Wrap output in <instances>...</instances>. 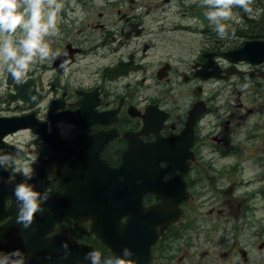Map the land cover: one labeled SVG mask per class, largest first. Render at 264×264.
Returning a JSON list of instances; mask_svg holds the SVG:
<instances>
[{
    "label": "flooded vegetation",
    "instance_id": "obj_1",
    "mask_svg": "<svg viewBox=\"0 0 264 264\" xmlns=\"http://www.w3.org/2000/svg\"><path fill=\"white\" fill-rule=\"evenodd\" d=\"M60 2L59 46H49L48 59H35L24 85L8 81L7 65L0 73V118L34 114L51 132L53 127L59 128L68 151L73 152L67 163L88 149L90 159L107 160L115 168L130 148L129 137L135 140L136 157L141 145L150 147L152 143L168 150L169 156L192 153L187 177L191 198L183 206L184 215L152 246L150 264H264V241L258 256L249 246L251 239L264 236V215H255L256 204L264 203V99L252 100L264 97V0H253L251 14L233 8L232 18L224 22L230 26L229 35L223 39L204 18L203 0ZM22 37L18 28L13 42ZM40 63L44 65L40 67ZM48 80L55 83L45 86ZM243 83L248 87L241 90ZM23 93L32 103L9 104L12 96ZM55 107L59 113H78L75 119L81 126L92 124L88 134L64 120L58 123L60 127L53 125L49 113ZM193 113L197 118L189 127ZM103 133L111 139L95 137ZM22 134L27 136L26 159L34 169L38 158L53 156L52 147L31 130L8 137L0 153H11V138ZM81 134L85 144L80 142ZM203 141L220 145V160L210 161L212 153L204 150ZM232 153L237 156L235 164L230 173L224 172L229 173L222 177L224 183L216 184L226 199H199L208 187L198 192L196 185ZM5 170L0 171V253L19 251L26 264H80V255L72 251L74 245L92 247L104 259L113 256L91 231L92 226L101 228L94 220L107 216V210L95 211L94 219L83 225L64 216L61 206L75 202L77 196L75 192L74 199L65 194L67 185L58 178L67 170L64 166L47 177L46 187L34 185L37 192H49L47 201L61 200L48 205L47 216L36 214L26 230L16 222L17 204L6 213L15 198V186L21 180L32 185L33 179L25 181L11 167ZM36 174L34 171V177ZM143 203L149 207L159 202L148 196ZM208 204L219 205L215 216L214 210L203 216L189 215ZM241 227L250 235L240 231ZM225 239L233 241L223 243ZM65 242L71 255L61 259ZM194 255L200 259L195 260ZM135 262L139 264L138 257Z\"/></svg>",
    "mask_w": 264,
    "mask_h": 264
},
{
    "label": "water",
    "instance_id": "obj_2",
    "mask_svg": "<svg viewBox=\"0 0 264 264\" xmlns=\"http://www.w3.org/2000/svg\"><path fill=\"white\" fill-rule=\"evenodd\" d=\"M19 92L22 90L20 89ZM22 100L26 101V97H22ZM52 112L51 108V114ZM193 115L195 116L194 113ZM63 117L68 123L78 124L75 119L78 118V113H66ZM29 118L1 119L0 131L5 133H1L0 138L6 135V131L13 133L23 128H32L34 133L43 135L42 126L44 124L35 123ZM85 129L88 132V128L85 127ZM58 137L56 136L54 146L61 141ZM95 137L107 139L108 134H98ZM44 138L47 140L48 137ZM50 140L52 139L50 138ZM80 140L82 144H85L83 136ZM60 143L62 148L58 149L50 160H39V174L36 183H43V187H46L48 182L44 179L51 175L55 168L66 166L67 170L59 173V177L67 185L65 194H70L73 199V192L77 196L76 203L61 206L65 210L64 216L72 218L77 225H81L94 219L95 211L107 210V216H98L94 220L96 226H101V228L96 229L92 226L91 231L95 232L101 242L110 248L113 255L123 256V249L127 248L133 253L130 259L135 261V257H138L140 264V257L143 262L146 261V256L148 261L145 264H147L150 260L151 247L157 244L159 236L180 217L182 214L180 205L190 197L186 191L187 183L185 181L189 172L190 154L171 153L170 157L164 148L150 147L145 149L148 154L144 158H141L140 154H138L140 158H137V148L131 144L129 152L134 154L136 159H133L127 152L121 167L112 169L106 161L95 157L90 159L88 156L91 150L88 152V149L79 152L73 162L66 164V160L72 155V152L68 151L66 142ZM162 163L169 164V167L163 168ZM170 170L179 172L178 176L164 180ZM147 194L155 195L161 203L148 208L144 207L142 200ZM67 198L72 200L68 196ZM60 200L59 198L53 199L42 207L46 209L50 203L53 205ZM37 215L45 217L47 213H38ZM125 217L126 222L123 223L122 219ZM72 249L74 254L80 255V264H91L90 260L84 259L89 252L93 251L91 247L74 245ZM101 258L103 259V257Z\"/></svg>",
    "mask_w": 264,
    "mask_h": 264
},
{
    "label": "clouds",
    "instance_id": "obj_3",
    "mask_svg": "<svg viewBox=\"0 0 264 264\" xmlns=\"http://www.w3.org/2000/svg\"><path fill=\"white\" fill-rule=\"evenodd\" d=\"M252 3L253 0H203V15L209 25L213 26V31L223 39L229 35L230 26L224 22L232 18L233 8L243 9L245 13L251 14ZM62 8L60 0H0V63L7 65L15 84L27 83L30 66L36 58L41 61L48 59L51 49L44 38L59 35L57 16ZM18 28L23 37L14 43L13 35ZM247 87V83L240 85L241 90ZM6 167H11L25 181L34 177L35 170L31 166H18L16 154L0 153V169ZM13 195L18 209L16 222L22 225L23 229H29L34 222V216L46 211L41 206V201H47L49 193L37 192L33 185L21 182L15 186ZM62 248L65 252L61 259H67L71 255L68 243H63ZM132 255L133 253L125 248L123 256L113 255L102 259L101 254L93 250L84 259L90 260L91 264H136L130 259ZM47 259L51 260V256ZM0 264H26V259L19 251L0 253Z\"/></svg>",
    "mask_w": 264,
    "mask_h": 264
},
{
    "label": "rangeland",
    "instance_id": "obj_4",
    "mask_svg": "<svg viewBox=\"0 0 264 264\" xmlns=\"http://www.w3.org/2000/svg\"><path fill=\"white\" fill-rule=\"evenodd\" d=\"M45 39V42H47L48 44H49V46H59V44H60V38H58L57 36H47L46 38H44ZM37 59V58H36ZM39 59V58H38ZM40 65V67L41 66H43L44 64L42 63H40L39 64ZM35 66H37V65H35ZM38 67V66H37ZM38 70V68H36V69H34L32 72H36ZM3 71V64L2 63H0V73ZM47 73H51L50 71L49 72H47ZM50 82H54L55 83V81H52V80H48V81H46L44 84H45V86H48L47 85V83H50ZM71 87H73V85L71 84ZM176 98H177V95H176ZM253 99H256L257 101H261V100H263L264 99V97H260V96H256V97H253L252 98V100ZM208 140V139H207ZM12 143H13V146H14V148L11 150V153H13V154H16L17 155V159H18V166H20V167H23V166H31L32 168H33V166H32V163L31 162H29V161H27V159H26V154H25V146H24V142L25 141H27V136H25L24 134H22V135H19V136H14L13 138H11V140H10ZM209 141H211V137L209 138ZM246 143V142H245ZM245 143H243V144H245ZM203 144H205V145H202L203 146V148H204V150L205 151H210L211 153H212V155L211 156H209V158H210V161H211V159L212 160H214V159H219V154H220V148L221 147H219L220 145L219 144H216V143H212V144H206V141H203ZM230 149H232V148H230ZM213 151V152H212ZM229 151H231V150H229ZM30 157V156H29ZM234 157H237V156H235V155H233V153L231 154V156H228L227 157V159H225V160H221V161H223V164H220V165H214L213 166V169H214V171H213V173H212V175L209 173V171H207V173H206V176L204 177V181H201V182H199L197 185H196V190L198 191V192H200L201 191V189H202V187L203 186H207L208 187V192L206 193V195L204 196V198L202 197V198H200V199H202V200H207V199H212V200H221V199H226V197L225 196H223V194L222 193H218V189H219V185L218 186H216V184H222V183H224V181H223V179H222V177L223 176H225L226 174H229L230 173V171H231V168H232V165L233 164H235V159H233ZM220 160V159H219ZM214 161H216V160H214ZM34 169V168H33ZM229 172V173H224V172ZM249 171V170H248ZM199 176H201V175H198V177ZM209 176H211L209 179H207V177H209ZM238 177H241V173H240V171H239V174L237 175ZM251 179H252V177H250ZM217 181H219V183H216ZM21 182H24L23 180H21ZM20 182V183H21ZM234 182H236V181H234ZM240 183H241V181H240ZM263 202H258L257 204H256V213H255V215H257V216H262V215H264V211H263ZM218 206L219 205H215V206H210L209 204L207 205V206H205V207H197L196 208V213H194V215H198V216H203V215H206V214H208L211 210H214L215 211V214L213 215V216H215L216 215V212H217V210L219 209L218 208ZM193 207V206H192ZM240 231H244V232H247V233H249L248 232V230H247V228L246 227H241L240 229H239ZM234 231H238V229H236V230H234ZM249 235H250V233H249ZM230 242V243H232V241L233 240H231V239H225L224 241H223V243L224 242ZM255 241V245H252V243ZM261 241H264V236L262 237V238H260V239H258V238H253V239H251L250 241H249V246L251 247V248H254L255 249V254H256V256H258L260 253H259V251H258V248H259V244H260V242ZM204 247L206 248L207 247V245L205 244L204 245ZM193 258L195 259V260H199L200 259V257L198 256V255H194L193 256ZM176 264H177V262H176Z\"/></svg>",
    "mask_w": 264,
    "mask_h": 264
},
{
    "label": "bare ground",
    "instance_id": "obj_5",
    "mask_svg": "<svg viewBox=\"0 0 264 264\" xmlns=\"http://www.w3.org/2000/svg\"><path fill=\"white\" fill-rule=\"evenodd\" d=\"M8 127V126H7Z\"/></svg>",
    "mask_w": 264,
    "mask_h": 264
}]
</instances>
